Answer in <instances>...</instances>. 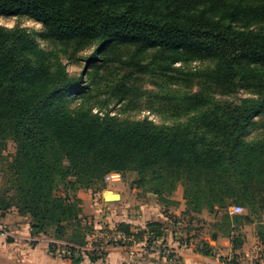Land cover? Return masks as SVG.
<instances>
[{
  "label": "trees",
  "instance_id": "16d2710c",
  "mask_svg": "<svg viewBox=\"0 0 264 264\" xmlns=\"http://www.w3.org/2000/svg\"><path fill=\"white\" fill-rule=\"evenodd\" d=\"M0 14L39 21L41 35L67 53L97 42L85 57L88 70L71 75L31 33L0 25V144L10 139L16 145L0 187L1 212L16 208L26 216L33 242L54 227L49 251L75 264L84 255L90 261L103 258L113 247L128 249L142 241L149 247L167 233L174 236L178 223L185 222L189 238L190 221L181 215L203 206L223 209L227 230L222 235L232 247L227 264H240L239 227L261 223L264 214V138L245 140L253 117L264 116V0H0ZM127 50L134 52L123 58L121 51ZM149 51L169 60L162 70L170 72L176 71L173 62H210L190 73L203 88L175 98L181 102L178 108L198 109L196 114L160 125L147 117L120 120L84 107L101 84L116 102L129 98L133 74L159 67L138 59ZM115 63L123 68L119 77L110 76ZM239 88L256 96L230 101L211 96ZM125 171H135L134 184L167 203L165 194L181 184L186 208L144 227L125 221L113 229L104 225L101 232H120L124 239L89 242L87 235L95 228L82 224L78 191L110 172ZM238 204L249 211L230 219L226 209ZM68 228L70 236L59 242ZM62 247L69 254H62ZM194 250L214 255L203 239Z\"/></svg>",
  "mask_w": 264,
  "mask_h": 264
},
{
  "label": "rangeland",
  "instance_id": "374dc122",
  "mask_svg": "<svg viewBox=\"0 0 264 264\" xmlns=\"http://www.w3.org/2000/svg\"><path fill=\"white\" fill-rule=\"evenodd\" d=\"M0 25L8 28L21 27L31 33L41 49L47 52H52L54 55H58L60 61L66 66L67 71L71 75H79L81 72H84V70H88L85 57L91 54L97 45V42H92L83 46L79 50H71L67 53L58 42L44 38L41 35V23L27 15L0 14ZM121 52L123 53L122 57L124 56L123 58H126L127 56H131L134 50H131V52L128 50ZM126 54L128 55L126 56ZM157 55V51H149L138 57V59L145 64L152 63V66L159 65V67L152 73L149 69L146 73L135 72L133 74L134 76L131 82L134 83V91L129 98L118 103L116 102V98L109 94L108 87H106L105 84H101L100 87L98 86L97 96L90 101H86L84 107L91 108L93 112H109L120 120H138L147 117L160 125L181 123L192 117L198 112V109L193 111L182 110L177 107L181 102L175 100V98L183 95L180 92H192L203 88L199 78L196 76H190V73L193 74L200 69L207 68L210 62L207 60L177 61L173 62L171 65L176 71L170 72L162 70L163 65H167L169 60L161 61ZM110 71L112 73L110 75L111 77H119L123 71L122 65L120 63H115ZM169 76L172 78H168ZM211 96H214V98L218 100L230 101L237 100L239 97L243 96L255 97L256 95L244 88H239L231 93L217 92L215 95L211 94ZM79 99L80 98L75 99L74 104H78L80 102ZM201 110L202 108H199V112ZM260 138H264V116L253 117L252 122L245 133V140L247 141ZM15 150L16 145L13 140L9 139L4 144H0V187L2 183H4L6 177L7 163L12 159ZM114 173L115 174L110 178H106L105 175L103 180L94 186H91L90 188H82L78 191V196L82 199L80 203L81 211L79 213V217L82 219V224H93L95 228L93 233L87 235V240L89 242L100 238L106 239L108 236L110 237L112 235L106 231L101 232L100 230H102V227H105L104 225L109 229L114 228L116 222L113 219V216H136L137 211L140 209V203H147L146 187L142 188L134 184L135 179L138 178V174L135 171ZM107 192L119 193L123 195V198L116 201H107L103 196ZM149 193L153 194L152 192ZM152 197L154 199L158 198L155 194H153ZM165 197L171 202L167 203L158 198V201L163 204L162 212L164 214H175V212L180 214L181 210L186 208L183 199V187L181 184H178L171 194H165ZM238 205L243 207L241 213L231 212V207L234 205L226 209L228 215H230V219L235 216H242L246 211H249L243 204ZM14 209L17 211L16 208ZM224 212L225 210L223 209L215 208L209 210V208L203 206L199 212L189 210L188 213L181 215V217L184 218V221H190V232L188 233L190 239L187 238L186 235L183 238V240L189 239V243L185 244L183 241L181 248L193 253H199L194 250V246L199 239H203L214 249V255L206 257L210 258L211 261L214 259V264H227V259L229 257L227 253L228 238L222 235V233L227 230V225L223 219ZM11 215L13 216L14 213H11ZM20 216L21 219H14L10 224H2L0 222V237L4 239H12L13 236H15L14 233H16L12 226L20 227V224L22 226L23 223L25 224L29 222V219L26 216ZM110 224L113 226H110ZM184 225H186L185 222L181 228L185 233L186 228H183ZM67 231V235L62 238L63 240H59V242H65L64 239H67L70 236L71 228H68ZM53 232L54 227L49 228L47 233L42 236L43 238L41 239H45L46 241L49 238L52 239ZM238 232L243 239L241 247L237 250L240 258L238 261L240 264H249L250 257H252V255L255 256L257 250L259 251L260 256H264V214L261 217V223H245L239 227ZM212 236H216L215 239H212ZM159 245L161 244L158 242L153 244L154 248L150 252H145L142 249H132L134 253H137L133 260H136L135 258L137 257V259L140 258L142 260H153V262L155 261L157 264L165 263V257H161L160 252L158 251ZM246 252L248 254H246ZM221 256L226 257V260L221 259ZM132 262V260L129 261V264H133ZM181 262L184 264L183 261Z\"/></svg>",
  "mask_w": 264,
  "mask_h": 264
},
{
  "label": "crops",
  "instance_id": "0c3cea01",
  "mask_svg": "<svg viewBox=\"0 0 264 264\" xmlns=\"http://www.w3.org/2000/svg\"><path fill=\"white\" fill-rule=\"evenodd\" d=\"M152 195L153 194L147 192V203H140V209L137 211L136 216H113L115 222L117 223L120 221H125L132 224L133 226L144 227L149 221L164 219L166 213L164 214L162 212L163 204L158 201V198L154 199ZM119 196V199L123 198V195L119 194ZM11 213L16 215L12 216ZM175 214L178 215L179 213L175 212ZM14 219H21V216L14 208H10L5 212H1L0 210V222L2 224H10ZM110 226L113 225L110 224ZM12 227L14 232H16L14 233L15 236H13L12 239H4L0 237V264H73L69 259L63 258L60 254H58L57 251H49L48 242L45 239H39L33 242L30 235L29 222L25 224L23 223L22 226L20 224V227ZM163 241L164 244L162 246H171L178 249L179 253L181 252L180 258L184 264H214V259L211 261L210 258L206 256L178 247L176 241H174V238L170 233H167V235L164 238H161L158 243L162 244ZM143 243L144 241L138 243L136 246H134V249H139ZM227 245V253L228 256H230L232 255V247L229 238ZM246 254L248 253L246 252ZM136 255L137 253H134L133 250L113 247L103 258L97 259L96 261H90V259L84 255L83 259L75 264H129V261L131 260L133 261V264H157L155 261L153 262V260H142L140 258L137 259V257L135 258L136 260H133ZM164 262L165 263L163 264H172L166 260Z\"/></svg>",
  "mask_w": 264,
  "mask_h": 264
},
{
  "label": "built area",
  "instance_id": "2783aa9c",
  "mask_svg": "<svg viewBox=\"0 0 264 264\" xmlns=\"http://www.w3.org/2000/svg\"><path fill=\"white\" fill-rule=\"evenodd\" d=\"M115 173L114 172H110L106 175V178H110L112 175H114ZM243 211V207L241 205H234L233 207H231V212L233 213H241ZM181 223H178L177 227H176V231H175V234L173 236L174 238V241H176L178 247H181L182 245V242H183V238L185 237V233H184V230H182L181 228ZM112 235L110 237H114L115 239H124V236L123 234H121L120 232H113L111 233ZM109 237V236H108ZM159 240H157L156 242H154V244H156ZM137 244H134V245H131L128 247V250H132L134 249V246H136ZM154 248L153 245L149 246L146 244V242H144L142 244V246H140L139 249H142L143 251L145 252H150L152 251ZM163 248V253H164V259L167 261V262H170L172 264H183L180 260V253L178 252V249L174 248V250L172 251V248L171 246H162ZM259 249V248H257ZM159 251V249H158ZM60 252L62 254H69V251L65 248V247H62V249L60 250ZM172 252H174L175 254L170 256L168 259H166V257H168V255H170ZM256 255H252V257H250V260H249V264H264V256H260V253L259 251L257 250L256 252ZM259 254V256H258ZM232 257V255H230L228 257V260Z\"/></svg>",
  "mask_w": 264,
  "mask_h": 264
},
{
  "label": "water",
  "instance_id": "95a60500",
  "mask_svg": "<svg viewBox=\"0 0 264 264\" xmlns=\"http://www.w3.org/2000/svg\"><path fill=\"white\" fill-rule=\"evenodd\" d=\"M119 197L120 196L118 193H111V192H108L104 195V199L107 201H115V200H118Z\"/></svg>",
  "mask_w": 264,
  "mask_h": 264
}]
</instances>
